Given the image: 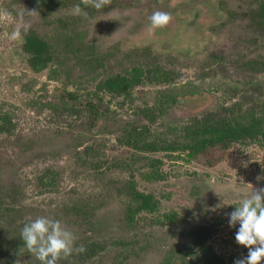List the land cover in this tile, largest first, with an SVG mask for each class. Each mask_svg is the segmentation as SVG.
<instances>
[{"label": "rangeland", "instance_id": "obj_1", "mask_svg": "<svg viewBox=\"0 0 264 264\" xmlns=\"http://www.w3.org/2000/svg\"><path fill=\"white\" fill-rule=\"evenodd\" d=\"M99 2L92 15L70 6L51 18L34 0H0V116L11 120L0 131V248L26 223L45 217L73 233L74 249L99 242L93 253L73 252L79 263L61 264H195L202 243L220 264H234L248 250L236 243L239 225L229 227L228 214L264 188V148L214 149L187 162L185 155L136 154L120 148L117 138L131 124L150 123L141 108L155 111L150 126L156 135L194 118L229 119L263 108L264 28L251 26V1ZM155 11L170 20L150 30ZM28 30L53 51V63L39 74L23 51ZM134 67L168 73L169 92L179 103L159 113L154 107L163 105L167 88L148 83L134 90L131 101L105 99L110 113L94 128L84 113L66 109L74 106L71 95L95 92L109 74ZM87 148L96 151L94 158ZM152 160L162 162L163 180L141 178ZM133 178L136 190L160 205L156 214L130 222L126 189ZM16 264L40 263L19 253Z\"/></svg>", "mask_w": 264, "mask_h": 264}, {"label": "trees", "instance_id": "obj_2", "mask_svg": "<svg viewBox=\"0 0 264 264\" xmlns=\"http://www.w3.org/2000/svg\"><path fill=\"white\" fill-rule=\"evenodd\" d=\"M34 3L49 15H52L55 9L61 5L58 0H34ZM258 16L264 21V3L261 5L260 11H258ZM23 48L29 55V66L36 73L45 71L53 60L51 46L34 30L26 33ZM159 74L163 77V73L159 71ZM143 76V74L136 71L134 75L127 78L112 80L107 86L111 87L113 93H119L120 90L125 91L127 88L135 86L136 83L133 84V82H136ZM262 107L261 110L250 111L246 115L234 116L229 119H216L210 115L202 117L201 119L197 118L191 120L184 127L175 129L178 136L173 141H167L164 144L158 143L155 146L147 144V146L144 145L140 148L139 141L135 140L133 145L135 149H140L145 152L178 153L177 159L181 155H185L188 162L198 160L214 149L228 151L235 146L249 147L253 144L264 148V106ZM10 124V118L5 115L0 116V131L5 130L6 125ZM150 167L151 170L144 175V178L148 181L162 180L163 177L159 173L160 162L154 161ZM134 201L136 204L135 206L132 204L128 210V218L133 219L138 213H154L157 211V204L153 201L152 196H138ZM165 218L171 221L175 219L173 214L167 215ZM9 242L11 243L4 245L6 248H0L1 252L4 251L3 253L6 256L10 252H13L16 256L19 253H23V255L29 253L24 247V242L20 235L13 242ZM200 246H202V250L199 252V257L194 259L195 264H220L219 259L211 256L209 249L204 247L203 243Z\"/></svg>", "mask_w": 264, "mask_h": 264}, {"label": "flooded vegetation", "instance_id": "obj_3", "mask_svg": "<svg viewBox=\"0 0 264 264\" xmlns=\"http://www.w3.org/2000/svg\"><path fill=\"white\" fill-rule=\"evenodd\" d=\"M60 1L61 5L55 9V11L53 12L52 15H50V17H54V15L56 14V12H58V10H69L70 6H72L74 9H79V10H86L88 15H92V13L96 12L98 10V8H96L94 6V3L96 2V0H69V2L63 1V0H58ZM251 1V11L247 14L250 18V23L251 26L253 25L254 28L259 26H262V28H264V21L261 20V18L258 16V11H260L261 5L264 3V0H250ZM69 5V6H68ZM100 8V7H99ZM30 31V30H28ZM27 31V32H28ZM26 35V34H25ZM24 42H25V36H24ZM24 46V44H23ZM24 53L27 55L28 59H29V55L25 52L24 48H23ZM53 59V57H52ZM54 60V59H53ZM53 60L50 62V64L48 65L47 69L50 67V65L53 63ZM29 61V60H28ZM27 61V63H28ZM29 66V63H28ZM29 68L32 70V68L29 66ZM46 69V70H47ZM45 70V71H46ZM33 71V70H32ZM136 71L140 72L141 74H143L144 76L141 77L139 80H137L136 82H133V84H135V86H132L131 88H127L125 91L124 90H120L119 93H113L111 87H108L107 85L112 81V80H117L120 78H127L129 76H132L136 73ZM153 72H151V69H143V68H138V67H134L133 69H131L130 71H126L122 74H115V75H108V77L100 80L97 84V89L95 90V92H89V94H85L84 96H81L80 98H76L75 96L71 95V99L74 102V106L70 105L68 103V107L66 108L67 110H72V111H81L82 113L85 114V118L88 120V125L90 127H93L98 124H102L106 119V113L109 112L110 113V109L109 108H104L103 106V102L105 99L109 100V104L111 102H119V101H131L132 97H133V93L134 90L136 88H139L140 86H143L144 84H157L160 85L161 83L167 88V92L162 93L161 95V101L163 102V105L160 106V104L157 105V107H154V109H158L159 113H163L164 110H166V108L171 107L172 105H176L177 103H179V99L178 97H176L175 95H173L174 92H169L170 88L173 84V82L171 80H169L170 77L168 73H166V76L161 77L160 74L158 75L159 71L162 73L161 70H157V69H152ZM44 72V71H43ZM158 72V73H157ZM36 73V72H35ZM42 73V72H41ZM39 74V73H38ZM153 74L154 76H158L157 78L153 77V78H149L148 75ZM184 97V96H183ZM66 98V96H65ZM182 99V98H181ZM175 102V103H174ZM139 113L145 117L147 119V122L150 121L154 122L156 120V113L153 110L151 112V110H145L141 108L139 110ZM197 119V118H194ZM192 119V120H194ZM201 119V118H198ZM191 121V120H190ZM187 122L186 124L190 123ZM150 123L147 125H136V124H131L129 126H127V128L124 129V131L121 133V136H119L118 141H117V145L120 148H124L127 150H130L132 152H135L136 154H158V153H168V154H172V155H177L175 159H177L178 157V153H169V152H153V151H141L140 149H135L134 147V143L135 140L139 141L140 144V148H142L144 145L147 146V144H152V145H156V144H161V143H165L167 141H173L174 139H176V137L178 136L176 133V130L168 133V131L163 134V135H156L153 128L150 126ZM170 134V135H169ZM161 136V137H160ZM156 143H155V142ZM86 152L88 154H90L89 158H94V156L97 154L96 151L93 148H87ZM92 156V157H91ZM184 155H181V157ZM180 157V158H181ZM97 159H100V157H98ZM95 159V160H97ZM187 162L188 159L186 158ZM154 161H159L160 162V167L162 162L160 160H152V162ZM150 164V165H151ZM149 167V169L151 170V167L149 165H147ZM159 167V168H160ZM94 168L95 170H99L101 168V166H98V164L94 163ZM108 170L110 172H112V166H108ZM148 173V172H147ZM160 173V171H159ZM123 174V173H122ZM146 174V172H143L142 174L140 173L141 178L144 181L147 182H156V181H148L144 178V175ZM163 179L164 176L163 174H161ZM162 179V180H163ZM132 184H130L128 186V190L127 191V201L129 203V205L126 208V212H125V218L127 221H133V219L135 218L136 215H140L143 213H147V212H143V213H138L136 214L133 219L132 218H128V210L130 209L131 205L134 204L135 206V199L138 196H142V195H148V196H152L151 194H144L141 193L139 191L136 190V185H135V180L134 178L131 180ZM160 181V180H158ZM153 197V201L157 204V211L159 210V205L160 202L157 201L155 199L154 196ZM157 211H155L154 213H147V214H156ZM168 215V214H167ZM165 215V216H167ZM170 215V214H169ZM164 216V219H166ZM169 220V219H167ZM172 224L175 223V220L171 221L169 220ZM155 223L161 224V220H156ZM98 241L93 239H90V243L89 247L88 245L85 246L84 250H87V253L90 252H94L96 250V246L98 245ZM4 252V251H3ZM1 252L0 250V263L1 264H16L17 263V256L14 255L13 252H10L7 256L5 253ZM23 255V253H21ZM26 256H29L33 261H37L35 259V257L30 254H24ZM24 257V256H23ZM88 257V256H87ZM197 257H199V254H197ZM89 258V257H88ZM68 260V263H71V260H75L76 263H79V260H81L82 258L80 257V255H75V254H71L70 256H68L66 258ZM65 259H61L58 261V264H61L62 261H64ZM194 260V259H193ZM38 263H40L39 261H37Z\"/></svg>", "mask_w": 264, "mask_h": 264}, {"label": "clouds", "instance_id": "obj_4", "mask_svg": "<svg viewBox=\"0 0 264 264\" xmlns=\"http://www.w3.org/2000/svg\"><path fill=\"white\" fill-rule=\"evenodd\" d=\"M101 7L99 0L94 3ZM170 20L168 13L155 11L149 17L150 30L165 27ZM228 225H239L235 233L238 245L248 250L246 257L234 264H264V188L242 199L228 214ZM24 247L40 264H57L73 252H83L82 246L73 248V233L62 227L59 220L39 217L26 223L20 233Z\"/></svg>", "mask_w": 264, "mask_h": 264}]
</instances>
